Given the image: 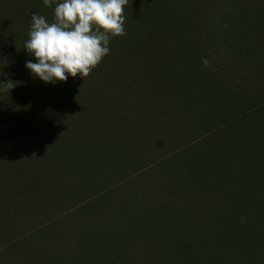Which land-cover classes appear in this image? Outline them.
<instances>
[{
  "label": "trees",
  "instance_id": "1",
  "mask_svg": "<svg viewBox=\"0 0 264 264\" xmlns=\"http://www.w3.org/2000/svg\"><path fill=\"white\" fill-rule=\"evenodd\" d=\"M161 2L159 11L164 20L158 22L159 33L135 45H126L125 38L122 44L130 48L131 55L122 51L117 54L122 84L132 86L134 97L125 106L122 124L116 131L125 138L137 136L139 142L152 140L157 144L164 140L159 143L163 146L160 162L183 159L189 173L182 182L183 189L176 188L169 177L150 172L154 166L147 165L142 170L150 174L138 180L128 196L134 204L146 206L135 204L149 214L145 224L173 252L161 254L155 248L153 252L147 243L138 247L131 243L128 260L121 263V256H111L106 247L117 245L116 235H132L128 228L116 232L117 227L120 231L129 225L122 212L128 203L126 197L114 204V215L106 207L101 214L83 216L88 219L75 224L72 220L77 207L51 212L26 207L25 187L21 185L35 186L36 174L19 173L15 179L0 171V216L6 215L0 224V264H264V124L251 123L250 118L264 117V31L260 30L264 26V0ZM131 6L139 9L135 0H128ZM27 9L43 15L33 5H27ZM44 16L52 20V16ZM148 44L150 47L145 48ZM3 47L6 54L2 53ZM201 47L208 63L199 69L200 64L193 62L197 54L192 52L198 53ZM8 48L5 43L0 46V121L10 131L26 124L25 106H38L45 89L55 88L59 81L44 83L24 66L26 60H35L33 56L25 49L20 54ZM207 71L231 91L229 96L237 97V102L221 126L186 142L191 132L183 128V121L192 106L178 90V95L172 94L170 90L174 89L167 92L155 85L150 73L168 76L172 83L178 77L189 79ZM84 79L78 74L77 85L87 91L89 83ZM7 82L14 86L10 89ZM43 128L26 132L30 144L44 148L48 139ZM60 128L57 138L77 163L86 157L89 162L91 156L95 160L107 158V147L102 144L105 129L95 127L85 137L81 134L84 140H76V131ZM9 131L0 129V149L8 143L15 147ZM95 141L99 147L89 153V143L95 147ZM79 150L89 155L81 156ZM77 165L73 158L64 160V164L51 162L48 177H60L77 169ZM241 171V177L228 182L227 174ZM217 190L224 194L222 200L216 197ZM172 207H179L182 215L169 213ZM159 217L164 222L161 227L155 224Z\"/></svg>",
  "mask_w": 264,
  "mask_h": 264
},
{
  "label": "rangeland",
  "instance_id": "2",
  "mask_svg": "<svg viewBox=\"0 0 264 264\" xmlns=\"http://www.w3.org/2000/svg\"><path fill=\"white\" fill-rule=\"evenodd\" d=\"M135 2L139 5V9L136 6L128 7V2L124 6L125 33L111 37L109 54L104 56L85 77L84 80L90 85H88L87 91H82L77 85L78 74L75 77L68 76L66 80L59 81L55 88L45 89L38 106L30 104L25 106L26 115L23 120L25 119L26 124L22 127L16 126L9 131V127L0 121L1 131L10 132L15 146L13 147L9 143L3 144V149H0V171L5 174L3 176H15V179L19 178L17 177L19 173L27 176L36 174L38 180L36 179L37 181L34 182L35 186L33 184L21 185V188L25 187L26 207H31L32 211L36 209L49 210V212L51 210L65 211L69 206L77 207L75 220H72L76 224L81 223L82 219H88L82 218L83 216L93 218L94 215L102 213L103 208L106 207L110 208L114 215L116 207L114 204L118 200L122 201L123 198H127L125 202L128 203L123 206L122 212H125V220L127 222L128 218L129 225L122 226L120 231L117 227L116 232L118 234L128 228L127 230L133 236L116 235L118 237L116 238L117 245L114 248L110 244L106 247L111 256H121V263L123 259L125 262L128 260L127 248L128 246L132 247L133 244L137 247L149 244L153 248V252H155V248L161 254L173 252V249L164 244L162 238L156 237L151 231L150 225L145 224L147 220L145 216L149 218L148 213H144L136 207V205L141 208L146 206L143 207L136 203L135 205L128 199L138 180L144 175L150 174L142 168L147 165L154 166L156 171L153 170V167L150 172L154 171L157 175L169 177V181L178 189L184 188L181 187L182 182L189 175L186 167L182 164L183 159H169L160 162L163 156V146L160 144L165 143L164 140H159L156 144L152 140L139 142L137 136L134 139L133 136L125 138L117 135L116 130L124 118V108L134 97L132 86L128 83L122 84L121 63L117 54L122 51L123 54L128 53L130 56V48H124L123 40L128 39L126 45L129 42L131 45H135L137 41L152 38L161 29V23L158 22L164 20L163 13L159 11L160 3L162 5L161 0L160 2L159 0H135ZM27 5L29 7L33 5L43 15L53 16L51 9L45 7L42 0H0V41L5 43L7 48L9 46L12 51L20 54L25 52L23 44L28 38L27 26L30 25L32 13L27 9ZM260 30L264 31V26H260ZM1 42L0 46H2ZM148 47H150L149 44L145 45V48ZM151 47L154 49L155 45H151ZM4 49L6 48L1 49L2 53L6 54ZM198 53L192 52L194 56L197 54L193 62L200 64V69L203 67L202 65L205 66L202 47ZM151 75L155 85L167 92L170 88L174 89V91L170 90L172 94L178 95L179 92L186 104L192 106L183 121V128L191 132L186 142L198 140L210 129L221 126L231 114L227 113L231 112L236 105L237 97L229 96L231 91L220 85L209 71L206 74L191 76L189 79L178 77L172 83L171 79H167V75V78L160 76L162 74L159 72H151ZM250 118L251 123L264 124L263 116L255 115ZM113 123L117 125H112ZM60 126H63L65 130L69 129L71 133L76 131L79 134H74L76 140L81 137V134L85 137V134L92 132L95 127L105 129L107 135L103 137L102 144L107 147V158L98 157L95 160L91 156L89 162L86 161V157L85 161L77 163L73 153L62 146L57 138L56 134L60 132ZM42 127H45L43 128L46 131L45 139H48L44 148L30 144V139L28 140L25 136L28 130ZM64 129L62 128V130ZM84 137L81 138L84 140ZM85 140L87 141L86 138ZM44 142L46 143V141ZM93 146V143H89V153L99 147L97 143L95 147ZM77 152L81 156H86L88 153L85 154L80 150ZM4 154L6 155L4 156ZM72 158L75 160V165L78 164L77 169L72 168L60 177L53 179L48 177L51 162L60 161L61 164H64V160ZM243 174V171L236 172L231 176L227 174L226 178L228 182H231ZM221 175L220 173L217 176ZM216 197L222 200L225 196L217 190ZM226 198L223 202L226 201ZM109 205L112 207H108ZM168 210L174 216L181 214L179 207H172ZM4 220H6V215H1L0 224ZM27 221L29 222L28 218ZM182 222L184 224L186 219L184 218ZM182 222H177L175 227ZM163 223L160 217L155 221L159 227L163 226ZM190 238H192L191 232Z\"/></svg>",
  "mask_w": 264,
  "mask_h": 264
},
{
  "label": "clouds",
  "instance_id": "3",
  "mask_svg": "<svg viewBox=\"0 0 264 264\" xmlns=\"http://www.w3.org/2000/svg\"><path fill=\"white\" fill-rule=\"evenodd\" d=\"M52 8L49 21L31 14L24 49L35 58L25 68L44 83L68 76L86 77L110 52V39L125 33L124 6L128 0H42ZM203 63L207 65L205 58ZM11 89L14 85L5 83Z\"/></svg>",
  "mask_w": 264,
  "mask_h": 264
}]
</instances>
